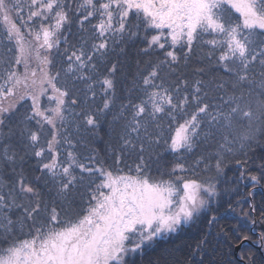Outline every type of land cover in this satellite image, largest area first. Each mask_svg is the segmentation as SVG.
Returning a JSON list of instances; mask_svg holds the SVG:
<instances>
[{"label": "snow or ice", "instance_id": "1", "mask_svg": "<svg viewBox=\"0 0 264 264\" xmlns=\"http://www.w3.org/2000/svg\"><path fill=\"white\" fill-rule=\"evenodd\" d=\"M137 42L163 59L138 61L120 87L119 57ZM197 50L206 67L168 81L163 69ZM206 69L222 75L200 78ZM105 123L116 142L101 156L89 137ZM257 148L264 0H0V264H136L186 229L200 232L187 264H233L218 258V238L230 228L248 241L240 229L254 231L258 207L264 221L254 201L264 155L249 168ZM163 153L174 160L154 170ZM240 181L251 190L231 201ZM255 243L259 257L241 259L264 264V232Z\"/></svg>", "mask_w": 264, "mask_h": 264}, {"label": "trees", "instance_id": "2", "mask_svg": "<svg viewBox=\"0 0 264 264\" xmlns=\"http://www.w3.org/2000/svg\"><path fill=\"white\" fill-rule=\"evenodd\" d=\"M75 31V28L73 29ZM143 47V44H139L137 42L136 46H129L127 49V55L121 56L119 59L124 61V68L121 73H118L121 84L120 87L126 85L127 80H130L132 75L137 72L139 61V68H143L145 62L151 60L155 62L157 59H163V52L154 51L149 55L140 54L138 49ZM207 61L201 62V54L200 51L197 50L193 53L190 61L185 64L181 61L178 65H174L175 71L169 72L168 68L165 67L163 69L162 74L166 76L168 81H179L180 79H193L194 78V70L199 67H206ZM146 74V73H145ZM213 75H222V72L214 69H206V73L204 76L200 77L202 79H209ZM6 131V129H5ZM91 141V146L95 147L99 150L101 156H107L108 153L106 149L109 144H114L115 138L113 133L110 131L108 125L102 124V126L97 130L94 136L89 137ZM159 151V150H158ZM264 155V150L257 148L255 155L249 161V168L252 172L257 171V166L261 163L259 157ZM126 163L132 165L136 162L135 155L126 156ZM174 160V155L171 153H163L158 159L157 157H153L152 167L155 170L157 164L161 167L170 166L171 162ZM35 160L28 159L26 164L24 165V171L26 177L29 179L34 175H39L37 171L34 169ZM7 171V170H5ZM227 178H229L228 187H232L234 183V178L239 176V169L233 164L227 170ZM264 184V181H262ZM247 185V187L245 186ZM239 191L232 194L231 201H236L241 199L246 195V193L251 190V184L247 181H240L238 185ZM260 186H257L255 190L254 201L259 206L262 202L260 195ZM244 209L248 208L247 203H243L241 205ZM253 218L257 220V224L254 226V231H250L249 228H241L240 232L246 234L250 237L249 240L255 243L258 239V235L261 232H264V221H261L259 216V207L257 213L253 215ZM221 225H232L235 224L236 221L230 218H226L221 220ZM200 237V232L194 229H186L183 233L179 235H173L165 239H161L158 243L153 245L151 248L145 249L143 254H137L135 256L136 264H150V262L155 261L159 257L163 256L165 260L168 261V264H187L191 253V247L195 246L196 241ZM219 246L217 249L218 258L227 262L231 260L233 264H243L234 256L235 247L241 242L237 239V233L232 231L230 228L228 229V240L225 241L223 236L218 238ZM252 252L257 254L259 257L260 250L256 248L252 244H243L239 251L238 256L241 258L242 253ZM246 261V259H244ZM247 263V261H246Z\"/></svg>", "mask_w": 264, "mask_h": 264}, {"label": "water", "instance_id": "3", "mask_svg": "<svg viewBox=\"0 0 264 264\" xmlns=\"http://www.w3.org/2000/svg\"><path fill=\"white\" fill-rule=\"evenodd\" d=\"M244 243H249V244H252L254 245L256 248H258L260 250V252L262 251L259 246L257 244H255L254 242H252L251 240H248V241H242L240 242L236 247H235V251H234V256L240 260V262H242L243 264H247L246 261L244 259H241L238 257V251L240 249V247L244 244Z\"/></svg>", "mask_w": 264, "mask_h": 264}]
</instances>
